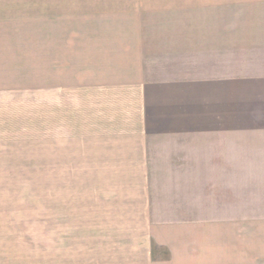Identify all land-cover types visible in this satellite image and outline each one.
Returning a JSON list of instances; mask_svg holds the SVG:
<instances>
[{
  "label": "crops",
  "instance_id": "crops-1",
  "mask_svg": "<svg viewBox=\"0 0 264 264\" xmlns=\"http://www.w3.org/2000/svg\"><path fill=\"white\" fill-rule=\"evenodd\" d=\"M44 3V7L52 4ZM110 3H114L110 11L120 5L126 8L117 19L92 24L105 27L107 34L85 36L100 37L89 39L91 50L99 48L100 65L72 68L67 74L82 77L86 88L93 85L91 90H114L118 97L123 92L119 105L127 108L125 115L131 120L124 123L131 127L115 131L106 142L116 168L125 171L122 180H117L124 183L116 184L124 187L120 192L124 198L118 201L123 206L105 217L143 220V228L131 242L126 239L124 244L100 248L107 247V253L90 256L89 263L264 264V222L256 221L254 231L245 224L247 228L241 232L234 223L215 221L235 220V212L205 215L197 207L211 169L218 166L234 174L235 140H245L244 153L253 157L247 164L258 166L248 170L264 169V0ZM67 4L70 7L74 2L68 0ZM67 8L63 6V10ZM85 47L89 49L87 44ZM73 84L75 81L69 83ZM96 85L101 87L96 89ZM161 140H167L163 146ZM198 146H206L207 163ZM164 150L170 158L164 157L163 162L159 154ZM0 155L21 164L26 153L9 150ZM174 155L179 156L177 162ZM213 156L222 159L211 168ZM4 165L3 176L12 173V167ZM163 167L171 170L166 173L171 178L157 176V169ZM19 169L14 167L16 172ZM190 170L199 171V176ZM183 185L185 194L180 190ZM156 186L169 189L163 195L155 194ZM158 195L168 197L170 203L158 206L154 199ZM8 211L0 210V216L11 220L16 212ZM238 218L263 220L264 215ZM12 222L4 220V225L10 229Z\"/></svg>",
  "mask_w": 264,
  "mask_h": 264
},
{
  "label": "rangeland",
  "instance_id": "rangeland-1",
  "mask_svg": "<svg viewBox=\"0 0 264 264\" xmlns=\"http://www.w3.org/2000/svg\"><path fill=\"white\" fill-rule=\"evenodd\" d=\"M46 1L52 4L44 7V0H0V153H26L21 164L0 155V210L16 212L10 229L4 220H11L0 216V229H5L0 231V264H90V256L107 253V247L100 248L131 242L132 236L142 234L143 220L105 217L123 206L118 201L124 198L120 193L124 187L116 184L124 183L117 180H122L125 171L116 168L106 145L107 136L131 127L124 123L131 120L125 115L127 108L119 105L123 92L118 97L114 90H91L93 85L86 88L82 77L67 74L72 68L100 65L99 48L91 50L89 41L100 37L87 40L85 36L107 34L105 27L92 24L117 19L126 7L115 6L110 11L114 0H71L70 7L65 5L68 0ZM73 80L76 86L69 85ZM161 141L163 146L167 140ZM234 147V174L218 166L211 169L197 207L205 215L235 212V220L215 221L234 223L241 232L246 224L254 231L256 221L264 219L238 217L264 215V169L248 170L258 166L247 164L253 157L244 153L245 140H235ZM196 148L207 163L206 146ZM164 157L170 158L165 150L159 154L163 162ZM172 157L177 162L179 156ZM220 158L213 156L211 168ZM4 164L12 167V173L3 176ZM17 166L21 168L18 172L14 170ZM170 171L159 168L157 176L171 178L166 174ZM199 173L192 174L197 177ZM167 187L156 186L154 192L163 195ZM180 190L187 191L185 185ZM154 199L158 201L155 206L170 203L161 195Z\"/></svg>",
  "mask_w": 264,
  "mask_h": 264
}]
</instances>
